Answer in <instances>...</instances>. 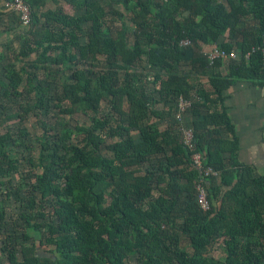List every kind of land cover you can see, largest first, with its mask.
<instances>
[{
  "label": "trees",
  "instance_id": "obj_1",
  "mask_svg": "<svg viewBox=\"0 0 264 264\" xmlns=\"http://www.w3.org/2000/svg\"><path fill=\"white\" fill-rule=\"evenodd\" d=\"M8 1L0 264H264V174L239 161L225 106L235 82H263L264 0H25L26 29ZM213 46L237 53L227 74Z\"/></svg>",
  "mask_w": 264,
  "mask_h": 264
},
{
  "label": "crops",
  "instance_id": "obj_2",
  "mask_svg": "<svg viewBox=\"0 0 264 264\" xmlns=\"http://www.w3.org/2000/svg\"><path fill=\"white\" fill-rule=\"evenodd\" d=\"M4 41L5 39H0V47ZM228 65L229 60H221L220 71L223 74L228 73ZM225 106L239 140V161L253 167L257 174L263 175L264 82H235L226 93Z\"/></svg>",
  "mask_w": 264,
  "mask_h": 264
},
{
  "label": "built area",
  "instance_id": "obj_3",
  "mask_svg": "<svg viewBox=\"0 0 264 264\" xmlns=\"http://www.w3.org/2000/svg\"><path fill=\"white\" fill-rule=\"evenodd\" d=\"M8 7L16 12L23 24V28H29L32 24V13H31V7L29 3H27L25 0H9L8 1ZM184 44H189L190 40H184ZM263 52V65H264V45L262 47ZM204 54L208 58L210 65H214L217 59H225V60H231L237 57L236 52H227L223 49H220L218 47L213 46V48H205ZM264 82V79H263ZM192 106L191 100H186L184 98H181L178 105V112L176 114L177 120L180 122L181 125V132H182V141L183 144L189 148L191 151L194 150V132L191 128H189L186 124L185 115H187V111ZM193 164L200 168L203 173V177H210L215 176L218 177V172L214 171L211 167L204 168L203 167V155L200 153H194L193 154ZM204 179V178H203ZM201 179L200 182L197 185L198 190V202L200 207L204 211H208L211 208V203L208 198V192L203 184L204 180ZM2 252L0 249V258H1Z\"/></svg>",
  "mask_w": 264,
  "mask_h": 264
},
{
  "label": "rangeland",
  "instance_id": "obj_4",
  "mask_svg": "<svg viewBox=\"0 0 264 264\" xmlns=\"http://www.w3.org/2000/svg\"><path fill=\"white\" fill-rule=\"evenodd\" d=\"M17 22L18 21V18H16ZM15 33H8V34H5L3 36V39H5V43H8L10 41H12L15 37ZM3 43V42H2ZM209 48V47H208ZM213 48V47H211ZM36 119H32L29 123H28V127L30 129V132L32 133V139L36 140L37 138H39L41 136V130L40 128L38 127L37 123H36ZM85 121H87V118H85L84 116L80 115V114H77V115H74L72 118H71V123L74 125L76 123H85ZM5 128H2L0 130L1 133L5 132Z\"/></svg>",
  "mask_w": 264,
  "mask_h": 264
}]
</instances>
